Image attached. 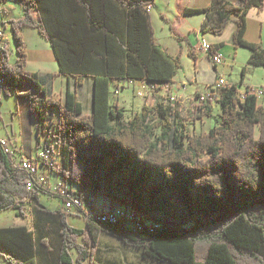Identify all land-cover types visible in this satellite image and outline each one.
Segmentation results:
<instances>
[{"label":"trees","instance_id":"trees-1","mask_svg":"<svg viewBox=\"0 0 264 264\" xmlns=\"http://www.w3.org/2000/svg\"><path fill=\"white\" fill-rule=\"evenodd\" d=\"M153 1L0 0L22 9V16L11 20L15 63L0 49L3 90L8 96L28 87L17 97L47 131V142L61 143L62 165L51 170L78 186L85 201L117 202L155 226L153 232H137L86 217L84 229L70 225L71 213L58 209L55 215L40 203V194L57 195L28 190L25 173L0 145V213L25 217L23 205H31L30 228H0L4 264H37L43 247L56 252V264H97L94 251L103 234L139 249L150 264H264V107L256 95L248 89L241 99L236 85L217 86L218 97L192 113L193 120L214 121L202 134H190L179 109L167 100L144 105L128 119L111 104L112 83L170 85L182 67L180 55L171 56L156 43L147 11ZM252 8L262 10L264 0H212L201 31L221 35L234 22L233 45L250 50L247 64L264 67V47L245 38ZM24 26L38 29L49 42L57 74L68 81L63 101L52 97L38 73L25 71L19 34ZM222 46H211L212 52ZM85 79L94 81L88 116L78 97ZM51 117L56 118L52 127Z\"/></svg>","mask_w":264,"mask_h":264},{"label":"crops","instance_id":"crops-1","mask_svg":"<svg viewBox=\"0 0 264 264\" xmlns=\"http://www.w3.org/2000/svg\"><path fill=\"white\" fill-rule=\"evenodd\" d=\"M226 1L231 2L233 4L239 3V0ZM211 2L212 0H154L152 5L153 8L149 12L151 24L154 29L155 27H161V29L163 30V33L160 34H157L156 30L154 31L156 43L160 45L171 56L176 57L180 55V60L183 57H187L192 60L194 71L191 73L188 80H180L178 71L177 75L173 78V82L170 84L171 93L175 95L178 99V102H181L182 104H185L192 98L194 99L196 96L206 92L208 88L217 87L219 79H223L228 86L236 85L238 88V93L240 95L245 93V91L248 89L254 90L257 89V87H262V84H258V82L251 78L250 75L256 72V68L264 67L251 66L247 64L251 54L250 50L243 47L236 48L232 43L231 38L235 29L234 22H230L227 28L225 29L224 33L221 35H213L209 33H203L201 31L203 23L208 17L207 13L204 10L209 7ZM214 23L215 17L211 15L210 24L213 25ZM167 28L168 31H165L167 30ZM172 37H174L175 40H177L176 37L181 40L175 42ZM245 38L251 43L261 44L264 47V8L262 10L252 8L249 11L247 16V32ZM202 42H207L211 46H216L222 43L223 46L220 47L218 51L223 54L225 58L224 62L220 65L213 64L208 55L199 50V44ZM49 56L51 58L53 57L55 62L57 63L52 48L51 52L49 53ZM29 57L31 62L41 61L42 59V55L35 52L31 53ZM206 67H208L209 69L206 70ZM243 68H246L244 75L242 74ZM38 74L46 81V85L47 87H49L51 95L54 99L58 98L63 100L65 98V93L68 86V81L65 77L57 75V77H62L61 82L64 83L63 80H65L66 85L64 91L60 90L59 93H55V76L53 74H48L46 76L48 79H45L44 73ZM240 74V79L236 80L240 76ZM117 85H119L120 89L119 94L115 95L114 91ZM144 86H147V84L142 81L112 83L110 88L111 104H115L116 102H118V106L124 111L125 118L128 119V116H126L125 108L129 106H131V108H135V106H137V101L139 100L138 98H140L135 95L134 88L138 87L137 90H140ZM189 86L191 88H196V90L193 92ZM71 88H73L72 83ZM129 88L133 91L132 95H129L128 93ZM27 90L28 87L24 85V91ZM24 91L20 90L19 92ZM159 94H161L160 91H157V93L154 92L153 96L155 101L166 102V99L163 97H159ZM78 96L83 105V114H91L94 96L93 79L84 80L83 85L80 86L78 89ZM1 103H3V101H1ZM258 103L264 107V97L259 99ZM19 104L21 108H19ZM16 106L18 114L22 110L23 114L26 117L30 118V121H27V123L29 122L28 124L22 123V127L20 124V131L18 135L15 133L13 134L12 132V137L16 140L19 146V155L23 158H37L41 150L40 148H42L45 144L53 145V148L56 151L55 143L57 140L50 139V142H47V140H49L48 137H46L47 131L44 128H38L36 121L33 119L29 111L26 100L24 98H18V103L16 102ZM141 109L142 106L139 110H135L134 114L140 112ZM1 115L2 113L0 114V120L2 121L3 118ZM31 136L32 138H34L35 146H37V151L35 152V154H33V152H27L23 149L25 139L30 138ZM12 137L8 138L11 139ZM0 139L7 138L2 136L0 137ZM41 171L45 173V168H41ZM70 187L74 191L79 192L78 186L70 184ZM45 195L47 194H40V203L46 208L50 209L52 212H54L55 215H58V208L55 209L53 207H47L41 201V197ZM88 200L92 202L94 206L99 207L103 210L108 209L111 205H113L112 203L103 198L89 197ZM58 206L59 209L63 210L60 201H58ZM71 217H75L78 219L80 218L77 215H69L68 222L70 223V225H72ZM17 226H26L30 228L31 223L29 220V223L26 224L19 223L8 226L1 225L0 228ZM98 248L99 244L95 248V250ZM41 251L43 253V257L37 262V264H56V252H51L49 247L47 249H44L43 247Z\"/></svg>","mask_w":264,"mask_h":264},{"label":"rangeland","instance_id":"rangeland-1","mask_svg":"<svg viewBox=\"0 0 264 264\" xmlns=\"http://www.w3.org/2000/svg\"><path fill=\"white\" fill-rule=\"evenodd\" d=\"M22 16V9L20 5L16 2H8L4 3V11L1 14L0 18L2 19L0 21V25L2 29H4L5 33V40L3 43V46L6 48V51L9 55V63L14 64L15 60L17 58L16 53V42L13 37V31L11 26V20H16ZM153 27V26H152ZM154 29V27H153ZM157 31V34L163 33V30L161 27H155L154 31ZM168 31V28L167 30ZM20 36L22 37L25 47H26V54H27V61L25 66V71L28 73H44L45 79L48 74H53L54 77V88L55 93H59L60 90H65L66 82H61L62 77H57L58 73V66L55 62L54 58L49 56V53L51 52V48L49 45V42L41 36L38 29L34 27L24 26L19 31ZM172 39L176 42L179 41V39L176 37L177 40H175L174 37ZM248 51V50H245ZM39 53L42 55L41 61H30V54L31 53ZM182 67L179 70V79L182 81L188 80L191 73L194 71V66L192 65V60L187 57H183L181 59ZM209 68L206 67V70ZM256 72L251 74V78H253L258 84H262V87H264V68H256ZM51 76V75H50ZM52 77V76H51ZM240 76L236 79L239 80ZM48 79V78H47ZM190 87V86H189ZM261 87V86H260ZM257 87V88H260ZM138 87L134 88L135 95L137 96ZM190 89L194 92L196 88ZM20 90H11L9 95L6 96L5 93L2 95V105H1V112L3 120H0V137H6L10 140L11 144L15 148L18 149V144L15 139L12 137L13 134H19L20 131V124L22 127V123H27V121H30V118L26 117L23 114V111L18 114L17 112V106L16 102L18 103L17 93ZM157 91H160L161 94H159V97L167 98L171 94L170 86L168 89H166V92L164 89H157ZM126 92V91H124ZM129 95L133 94V91L128 89ZM154 92L146 91L144 96L138 98L137 106L135 108H131V106L126 107V116L128 118L132 117L134 115L135 110H139L140 107L144 105L153 106L156 101L153 96ZM79 97V96H78ZM198 96H196L194 99L192 98L187 103L182 104L181 102H178V99L176 97V102L172 105L176 106L179 109V112L181 114L182 119L185 121L187 125L188 132L190 134H202L207 133L208 130L214 125V121L212 118L204 117L202 119L193 120L192 113L196 112V99ZM56 100H61L56 98ZM118 105V102H116ZM213 112L214 114H219L220 109L216 102H213ZM19 108H21L19 104ZM88 116V115H86ZM52 121H50V127L54 125V121L56 118L51 117ZM29 123V122H28ZM27 123V124H28ZM52 128L49 129L51 131ZM8 137H12L11 139ZM47 137V136H46ZM13 139V140H12ZM56 151H55V157L56 161L59 167L62 165V149H61V143L59 141H56L55 143ZM23 149L27 152H35L37 151V146H35L34 138L32 136L30 138H26L24 141ZM41 149V148H40ZM45 174L48 176L50 182H53L54 180H60L62 179L61 175L56 174L53 171H48L45 169ZM101 200V199H100ZM41 201L47 206V207H53L55 209H59L58 206V197L54 195L47 194L45 196L41 197ZM23 211L25 213V217L18 216L16 211H3L0 213V226H8V225H14L19 223H29V217L31 218V205L30 202H26L23 205ZM73 214V213H72ZM76 214H73L75 216ZM79 216V215H78ZM80 218H73L71 217V224L75 227H79L80 229L85 228V218L83 216H79ZM82 238L79 239L81 241ZM94 261L97 264H150L149 261L142 258L141 251L136 248H131L120 242L118 239L103 234L99 241V248L94 251ZM0 264H4L0 260ZM88 264V263H86ZM165 264V263H164Z\"/></svg>","mask_w":264,"mask_h":264},{"label":"built area","instance_id":"built-area-1","mask_svg":"<svg viewBox=\"0 0 264 264\" xmlns=\"http://www.w3.org/2000/svg\"><path fill=\"white\" fill-rule=\"evenodd\" d=\"M152 6L149 5L147 7V11L150 12L152 10ZM4 11V4L0 3V16ZM2 19L0 18V21ZM5 40L4 29H2L0 25V49H6L3 46ZM199 50L208 55L213 64L220 65L224 62V56L218 50L213 51L211 49V45L207 42H202L199 44ZM170 85L163 86H144L142 89L138 90L137 96H144L146 91L155 92L157 89H168ZM217 86H228L223 79H219ZM160 87V88H159ZM4 82L3 78L0 75V112H1V99L4 93ZM216 88V87H215ZM215 88H208L206 92L198 95L196 104L198 106L204 105L207 102V99L214 96L217 98V94L215 93ZM119 85L116 86L114 91L115 95L119 94ZM254 93L257 99H261L264 97V87H260L254 90H250ZM172 94V93H171ZM241 99H244V93L240 95ZM166 100L171 104L176 102L175 95H169ZM0 145L5 153L9 154L13 161L14 166L25 173L26 176V188L28 190H35L38 188L48 189L50 192L57 195L59 201L61 202V206L63 210L67 213H73L79 216H83L84 218H92L93 220H97L102 223L115 224L120 221H126L128 224L132 225L133 230L142 231L146 228V231L152 232L155 226L150 223H145L143 221V217H140L137 214L127 213L125 210H117L115 212L103 213L95 208L89 201H85L83 197L78 194L79 192L74 191L70 187V183H68L63 177L60 180H54L50 182L48 176L41 171V168H45L48 171H52V168H55L58 164L56 161L55 150L53 145L45 144L41 148L37 158H23L19 155V151L17 148L11 144L9 139H0ZM19 155V156H18Z\"/></svg>","mask_w":264,"mask_h":264},{"label":"water","instance_id":"water-1","mask_svg":"<svg viewBox=\"0 0 264 264\" xmlns=\"http://www.w3.org/2000/svg\"><path fill=\"white\" fill-rule=\"evenodd\" d=\"M93 198H95V197H93ZM106 200V199H105ZM89 201V200H88ZM108 201V200H107ZM90 202V201H89ZM110 202V201H109ZM91 204H92V202H90ZM110 203H112L113 205H111L108 209H105V210H103V209H101V208H99V207H96V206H94L93 204V206L95 207V208H97L99 211H101V212H103V213H108V212H115V211H117V210H125L127 213H131V214H137V215H139L140 217H143L142 219H143V221L145 222V223H148L145 219H144V216L140 213V212H137V211H134V210H132V209H128V208H126V207H123V206H121V205H119L117 202H110ZM109 224V223H108ZM115 224H123L124 225V227L126 228V229H128V230H131V231H137V230H133V228H132V225L131 224H128L126 221H120V222H118V223H115ZM147 229L146 228H144V230H142V231H146ZM138 232V231H137ZM153 232V231H152Z\"/></svg>","mask_w":264,"mask_h":264}]
</instances>
